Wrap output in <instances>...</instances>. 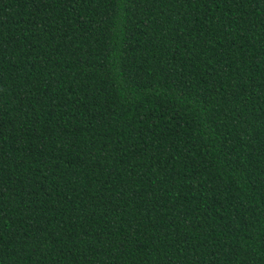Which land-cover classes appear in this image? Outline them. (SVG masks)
I'll use <instances>...</instances> for the list:
<instances>
[{"label": "trees", "instance_id": "trees-1", "mask_svg": "<svg viewBox=\"0 0 264 264\" xmlns=\"http://www.w3.org/2000/svg\"><path fill=\"white\" fill-rule=\"evenodd\" d=\"M0 264H264V0H0Z\"/></svg>", "mask_w": 264, "mask_h": 264}]
</instances>
